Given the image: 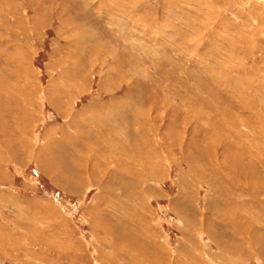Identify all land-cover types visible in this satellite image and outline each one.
Listing matches in <instances>:
<instances>
[{
	"label": "rangeland",
	"instance_id": "obj_1",
	"mask_svg": "<svg viewBox=\"0 0 264 264\" xmlns=\"http://www.w3.org/2000/svg\"><path fill=\"white\" fill-rule=\"evenodd\" d=\"M0 1V264H264V0Z\"/></svg>",
	"mask_w": 264,
	"mask_h": 264
},
{
	"label": "bare ground",
	"instance_id": "obj_2",
	"mask_svg": "<svg viewBox=\"0 0 264 264\" xmlns=\"http://www.w3.org/2000/svg\"><path fill=\"white\" fill-rule=\"evenodd\" d=\"M1 2V1H0ZM2 4V3H1ZM3 5V4H2ZM4 7V6H3ZM114 55V54H113ZM142 71V70H141ZM163 75V74H162ZM17 76V75H16ZM68 89V88H67ZM19 92V91H18ZM141 92H142V90H141ZM63 93V92H62ZM2 97V96H1ZM10 97V95L9 96H7V99ZM144 97V96H143ZM152 97V96H151ZM156 97V96H155ZM4 98V97H3ZM11 98V97H10ZM20 98V97H19ZM141 98V97H140ZM2 99V98H1ZM1 99H0V103H2L1 102ZM6 99V100H7ZM58 99V98H57ZM3 100V99H2ZM14 101V100H13ZM55 101V100H54ZM130 101V100H129ZM6 102V101H5ZM59 102V101H58ZM7 103V102H6ZM54 103V102H53ZM63 103V102H62ZM115 103V102H114ZM55 104H56V102H55ZM54 105V104H53ZM59 105H60V102H59ZM61 105H63V104H61ZM1 106H2V104H1ZM4 106V105H3ZM6 106V105H5ZM55 106V105H54ZM58 106V105H57ZM115 107H116V105H115ZM2 108V107H1ZM5 108V107H4ZM3 108V109H4ZM112 112H114V110L112 111ZM201 112V111H200ZM122 113V112H121ZM85 115V114H84ZM125 117V116H124ZM130 117V116H129ZM128 117V118H129ZM124 119V118H123ZM128 120V119H127ZM242 120V119H241ZM72 121H75V120H72ZM78 121V120H77ZM81 122V121H80ZM100 122V121H99ZM242 123H243V121H241ZM251 122V121H250ZM92 123V122H91ZM81 124V123H80ZM94 124V123H93ZM262 124V123H261ZM74 125V124H73ZM83 125V124H82ZM85 125V124H84ZM92 126V125H91ZM105 126V125H104ZM249 126V125H248ZM263 126V125H262ZM77 129V128H76ZM85 129V128H84ZM234 131H235V129H233ZM128 131H130V130H128ZM137 131V130H136ZM129 133V132H128ZM137 133V132H136ZM73 134H75V133H73ZM130 134V133H129ZM178 134V133H177ZM75 135H77V133L75 134ZM78 136H79V133H78ZM191 136V135H190ZM241 136V135H240ZM129 137H130V135H129ZM78 139V141H79V139L80 138H77ZM191 139V138H190ZM111 141H113V140H111ZM121 141V140H120ZM136 141V140H135ZM150 141V140H149ZM87 142V141H86ZM129 142L130 141H128V145H129ZM147 142V141H146ZM182 142V141H181ZM49 143L50 142H48L47 144L49 145ZM57 143V142H56ZM80 143H81V141H80ZM106 143V142H105ZM104 143V144H105ZM126 143V142H125ZM125 143L123 144V145H125ZM131 143V142H130ZM140 142H138V144H139ZM51 144V143H50ZM79 144V143H78ZM137 144V145H138ZM147 144H149V143H147ZM146 144V145H147ZM150 144H151V142H150ZM81 145V144H80ZM88 145V144H87ZM93 145H94V143L91 145L92 147H93ZM112 145H113V143H112ZM132 145V144H131ZM140 145H141V143L139 144V147H140ZM210 145V144H209ZM51 146V145H50ZM55 146H57V145H55ZM135 146V145H134ZM148 146V145H147ZM81 148H83L82 146H80ZM104 147V146H103ZM119 147V146H118ZM142 147V146H141ZM145 147V146H144ZM151 147V146H150ZM212 147V146H211ZM210 147V148H211ZM251 147V146H250ZM41 148V147H40ZM53 148V147H52ZM137 148V147H136ZM152 148H153V144H152ZM54 149V148H53ZM59 149V148H58ZM127 149H129V148H127ZM212 149V148H211ZM254 149V148H253ZM48 150V149H47ZM55 150V149H54ZM74 151H76L75 150V147H74V149H73ZM101 150V149H100ZM107 150H109V149H107ZM106 150V151H107ZM134 150H136V149H134ZM133 150V151H134ZM150 150V149H149ZM198 150H199V148H198ZM210 150V149H209ZM255 150V149H254ZM31 151V150H30ZM57 151V150H56ZM90 151V150H89ZM106 151H105V148H104V151L102 150V151H99V153L100 154H102V153H106ZM119 151H120V148H119ZM153 151V150H152ZM51 152V151H50ZM73 152V151H72ZM92 152V151H91ZM95 152V151H94ZM143 152V151H142ZM145 152V151H144ZM143 152V153H144ZM148 152V151H147ZM150 152V151H149ZM154 152H155V150H154ZM247 152V151H246ZM137 154H138V152H136ZM51 154V153H50ZM54 154V153H53ZM56 154H57V152H56ZM99 154V155H100ZM127 154V153H126ZM140 154V153H139ZM139 154L137 155V156H139ZM142 154V153H141ZM145 154V153H144ZM143 154V155H144ZM154 154V153H153ZM81 155V154H80ZM204 155V154H203ZM231 155H233L232 153L231 154H229V156H231ZM40 156V155H39ZM111 156V155H110ZM207 156H209V155H207ZM229 156H227L226 158H225V160L223 161L224 162V168L226 169L227 167L226 166H228V168L226 169V170H229V171H231V174H234L235 176H237L238 177V173H239V171L241 172V173H243V174H250L251 175V172H250V164L248 163V162H246L245 163V166H243V162L240 160H233V158H232V160L231 161H229V159H228V157ZM54 157V156H53ZM80 157V156H79ZM97 157V156H96ZM108 157V156H107ZM126 157V156H125ZM140 157V156H139ZM150 157V156H149ZM102 158V157H101ZM110 158H112V157H110ZM142 158V157H141ZM146 158V157H145ZM212 158V157H211ZM235 158V157H234ZM54 159V158H53ZM74 159V158H73ZM97 159V158H96ZM52 160V159H51ZM133 160V159H132ZM153 160V159H152ZM54 161V160H53ZM76 161V160H75ZM108 161V160H107ZM119 161H120V159H119ZM149 161V160H148ZM47 162V161H46ZM50 162V161H49ZM49 162H48V164H49ZM94 162H96V161H94ZM113 162V161H112ZM124 162V161H123ZM151 162V161H150ZM228 162H230L229 164H228ZM75 163V162H74ZM77 163V162H76ZM134 163V162H133ZM137 163V162H136ZM143 163H145V162H143ZM158 163V162H157ZM210 163V162H209ZM47 164V165H48ZM53 164H55V161H54V163ZM68 164V163H67ZM100 164V163H99ZM115 164V163H114ZM119 164V163H118ZM122 164V163H121ZM132 164V163H131ZM212 164V163H211ZM247 164V165H246ZM46 164H45V166H47ZM74 165V164H73ZM56 166V165H55ZM129 166V165H128ZM126 167V166H125ZM136 167V166H135ZM158 167V166H157ZM57 168V167H56ZM76 168V167H75ZM95 168H99V167H95ZM129 168V167H128ZM141 168V167H140ZM51 169V168H50ZM68 169L69 170H71L69 167H68ZM127 169V168H126ZM136 169V168H135ZM135 169H133V170H135ZM48 170V169H47ZM62 170V169H61ZM132 170V169H131ZM138 170H139V168H138ZM156 170V169H155ZM189 170V169H188ZM57 171V170H56ZM77 171V170H76ZM153 171V170H152ZM47 172V171H46ZM59 172V171H58ZM63 172V171H62ZM146 172V171H145ZM154 172V171H153ZM187 172H189V171H187ZM192 173V172H191ZM194 173V172H193ZM210 173V172H209ZM66 174V173H65ZM71 174V173H70ZM156 174V173H155ZM190 174V173H189ZM54 175V174H53ZM55 175H56V177H55V179H60L59 178V176H58V174H56L55 173ZM54 175V176H55ZM148 175V174H147ZM146 175V176H147ZM63 176V175H62ZM137 176H139V175H137ZM191 176V175H190ZM209 176V175H208ZM253 176V175H252ZM72 177V176H71ZM152 177V176H151ZM156 177H158V176H156ZM186 177V176H185ZM210 177V176H209ZM65 177H63V179H64ZM67 178V177H66ZM144 178V177H143ZM198 178H200L199 176H198ZM253 178H254V180L256 179L254 176H253ZM201 179V178H200ZM212 179V178H211ZM61 180V179H60ZM71 180V179H70ZM202 180V179H201ZM64 181V180H63ZM189 181V180H188ZM149 182V181H148ZM213 182V181H212ZM64 183V182H63ZM73 183V182H72ZM189 183V182H188ZM187 183V184H188ZM209 183V182H208ZM65 184V183H64ZM68 184H69V182H68ZM134 184V183H133ZM136 184H138V183H136ZM141 184V183H140ZM182 184H183V182H182ZM190 185V184H189ZM117 186V185H116ZM127 186V185H126ZM129 186H130V184H129ZM134 186V185H133ZM136 186V185H135ZM145 186V185H144ZM182 186V185H181ZM128 188V187H127ZM132 189H133V187H131ZM186 188V187H185ZM126 189V188H125ZM128 191V190H127ZM126 191V192H127ZM137 191V190H136ZM141 191V190H140ZM129 192V191H128ZM132 192V191H131ZM143 192V191H142ZM146 192V191H145ZM130 193V192H129ZM139 193V192H138ZM148 193V192H147ZM181 193H182V191H181ZM185 193V192H184ZM139 194H141V192L139 193ZM220 194V193H219ZM261 194V193H260ZM147 195V194H146ZM212 196V195H211ZM219 196V195H218ZM113 197V196H112ZM209 197V196H208ZM213 197V196H212ZM115 199V198H114ZM117 199V198H116ZM208 199V198H207ZM247 199V198H246ZM188 200V199H187ZM189 200H190V198H189ZM249 200V199H248ZM193 201V200H192ZM195 201V200H194ZM221 201V200H220ZM226 201V200H225ZM247 201V200H246ZM244 204V203H243ZM184 206V205H183ZM246 206V205H245ZM185 207V206H184ZM195 207V206H194ZM193 207V208H194ZM210 206H208V208H209ZM213 207V206H212ZM231 208V207H230ZM197 209V208H196ZM251 209V208H250ZM249 209V210H250ZM253 209V208H252ZM255 209V208H254ZM186 213V212H185ZM249 214H250V212H249ZM189 218V217H188ZM186 219V218H185ZM192 220V219H191ZM184 221V220H183ZM187 221V220H186ZM235 222H236V220H235ZM192 224H194V223H192ZM234 224V223H233ZM188 225V224H187ZM192 227V226H191ZM233 228H234V226H233ZM242 228H245V226L244 227H242ZM188 229V228H187ZM191 230V229H190ZM232 230V229H231ZM255 230V229H254ZM122 231V230H121ZM186 231V230H185ZM233 232V231H232ZM236 233H237V231H236ZM188 234V233H187ZM136 236V235H135ZM126 237V236H125ZM185 237V236H184ZM188 237V236H187ZM134 238V237H133ZM186 238V237H185ZM244 238V237H243ZM189 239V238H188ZM130 240V239H129ZM139 240V239H138ZM243 241V240H242ZM250 241V240H249ZM69 242V241H68ZM192 242V241H191ZM248 242V241H247ZM252 242V241H251ZM16 243V242H15ZM69 244V243H68ZM249 244V243H248ZM47 246V245H46ZM51 246V245H50ZM71 246V245H70ZM80 246V245H79ZM3 247V246H2ZM220 247V246H219ZM253 247V246H252ZM256 247V246H255ZM132 248V247H131ZM155 248V247H154ZM222 248H224V247H222ZM245 248V247H244ZM133 249V248H132ZM191 249V248H190ZM74 250V249H73ZM203 252V251H202ZM224 252V251H223ZM249 252V251H248ZM123 253V252H122ZM213 253V252H212ZM264 253V252H263ZM147 254V253H146ZM149 254V253H148ZM233 254V253H232ZM154 255V254H153ZM225 255H227V254H225ZM31 256V255H30ZM41 256V255H40ZM151 256V255H150ZM177 256V255H176ZM185 256V255H184ZM229 256V255H228ZM135 257V256H134ZM133 257V258H134ZM181 257V256H180ZM234 257V256H233ZM238 257V256H237ZM257 257V256H256ZM255 257V258H256ZM216 258V257H215ZM115 259H117V258H115ZM227 259V258H226ZM137 260V259H136ZM247 260V259H246ZM52 261V260H51ZM123 262V261H122ZM124 262H125V260H124ZM226 262V261H225ZM137 263H138V261H137ZM182 264V263H181ZM228 264V263H227Z\"/></svg>",
	"mask_w": 264,
	"mask_h": 264
}]
</instances>
